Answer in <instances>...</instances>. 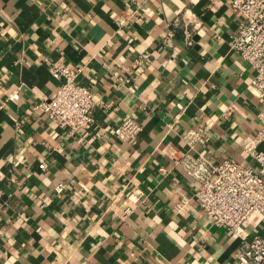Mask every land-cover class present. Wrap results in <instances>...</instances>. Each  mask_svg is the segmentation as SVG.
<instances>
[{
    "label": "crops",
    "instance_id": "obj_1",
    "mask_svg": "<svg viewBox=\"0 0 264 264\" xmlns=\"http://www.w3.org/2000/svg\"><path fill=\"white\" fill-rule=\"evenodd\" d=\"M241 18L226 0H0V264H238L242 237L172 155L253 162L242 142L261 105L231 46ZM53 61L91 88L88 128L37 107L61 85ZM128 117L142 129L124 141L113 129ZM191 129L207 139L192 147ZM244 227L264 236V214Z\"/></svg>",
    "mask_w": 264,
    "mask_h": 264
},
{
    "label": "built area",
    "instance_id": "obj_2",
    "mask_svg": "<svg viewBox=\"0 0 264 264\" xmlns=\"http://www.w3.org/2000/svg\"><path fill=\"white\" fill-rule=\"evenodd\" d=\"M228 7L239 12L242 18L232 34L231 46L246 59L255 74L249 85L258 97L260 127L254 137L243 140L245 153L252 163L227 158L213 163L201 153L185 151L172 155L177 164L199 184L194 196L214 223L238 233L242 243L236 251L238 264H264V236L250 237L244 225L255 213L264 214V0H226ZM186 33L188 37L190 32ZM52 75L61 82L52 98L42 100L37 107L62 127L72 130L86 129L93 122V109L97 103L90 87L79 80V72L62 61H53ZM18 98L19 93L12 91ZM142 126L133 117L126 118L113 129L124 140H135ZM185 140L193 147L207 138L197 129H191ZM46 164H40L44 169ZM57 190L61 192L63 185Z\"/></svg>",
    "mask_w": 264,
    "mask_h": 264
}]
</instances>
